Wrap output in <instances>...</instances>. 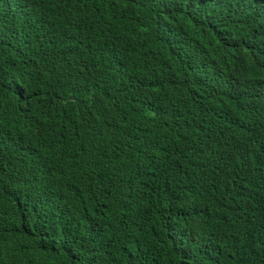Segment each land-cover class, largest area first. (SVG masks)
Segmentation results:
<instances>
[{
	"label": "trees",
	"instance_id": "obj_1",
	"mask_svg": "<svg viewBox=\"0 0 264 264\" xmlns=\"http://www.w3.org/2000/svg\"><path fill=\"white\" fill-rule=\"evenodd\" d=\"M79 257L264 264V2L0 0V264Z\"/></svg>",
	"mask_w": 264,
	"mask_h": 264
},
{
	"label": "snow or ice",
	"instance_id": "obj_2",
	"mask_svg": "<svg viewBox=\"0 0 264 264\" xmlns=\"http://www.w3.org/2000/svg\"><path fill=\"white\" fill-rule=\"evenodd\" d=\"M239 3H244V0H238ZM261 2H264V0H261ZM173 231H175V229H173ZM188 259H191V257H186L185 258V261L188 260ZM82 260L83 258L82 257H79V258H76L75 259V264H82Z\"/></svg>",
	"mask_w": 264,
	"mask_h": 264
},
{
	"label": "clouds",
	"instance_id": "obj_3",
	"mask_svg": "<svg viewBox=\"0 0 264 264\" xmlns=\"http://www.w3.org/2000/svg\"><path fill=\"white\" fill-rule=\"evenodd\" d=\"M246 196H249V197L254 198V199L259 198V194H258L257 190L252 192V193L247 194Z\"/></svg>",
	"mask_w": 264,
	"mask_h": 264
}]
</instances>
